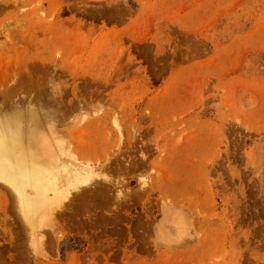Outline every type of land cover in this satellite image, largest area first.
Segmentation results:
<instances>
[{
    "label": "rangeland",
    "instance_id": "rangeland-1",
    "mask_svg": "<svg viewBox=\"0 0 264 264\" xmlns=\"http://www.w3.org/2000/svg\"><path fill=\"white\" fill-rule=\"evenodd\" d=\"M27 103L94 172L35 242L0 182V264H264V0H0Z\"/></svg>",
    "mask_w": 264,
    "mask_h": 264
},
{
    "label": "bare ground",
    "instance_id": "bare-ground-1",
    "mask_svg": "<svg viewBox=\"0 0 264 264\" xmlns=\"http://www.w3.org/2000/svg\"><path fill=\"white\" fill-rule=\"evenodd\" d=\"M27 105L21 109L0 105L5 111H0V182L14 192L17 209L35 242L41 235L40 227L62 206L71 190L92 181L90 173L94 171L86 169L83 161L72 160L75 155L70 156L71 162L66 160V141L59 128L49 118L41 121L37 110Z\"/></svg>",
    "mask_w": 264,
    "mask_h": 264
}]
</instances>
